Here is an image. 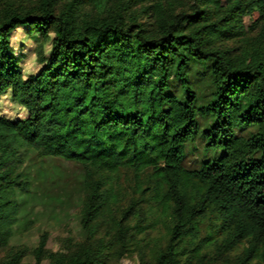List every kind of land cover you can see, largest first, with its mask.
I'll list each match as a JSON object with an SVG mask.
<instances>
[{
	"label": "trees",
	"instance_id": "obj_1",
	"mask_svg": "<svg viewBox=\"0 0 264 264\" xmlns=\"http://www.w3.org/2000/svg\"><path fill=\"white\" fill-rule=\"evenodd\" d=\"M130 3L0 1V97L10 92L27 112L0 115V250L32 191L23 151H33L84 167L87 242L52 251L44 235L27 264H105L109 242L123 254L156 224L165 241L152 249L156 264L224 255L230 264L244 244L235 264H264V0H152L141 9L152 25ZM20 27L55 33L28 75L12 45ZM199 136L216 156L190 168L186 145ZM122 169L138 178L129 198ZM26 253L0 264H23Z\"/></svg>",
	"mask_w": 264,
	"mask_h": 264
},
{
	"label": "rangeland",
	"instance_id": "obj_2",
	"mask_svg": "<svg viewBox=\"0 0 264 264\" xmlns=\"http://www.w3.org/2000/svg\"><path fill=\"white\" fill-rule=\"evenodd\" d=\"M121 1L104 0L105 7H112ZM151 2L152 0L144 3L131 0V8L128 12L138 14L140 21L151 24L153 22L149 14L141 12L142 7ZM86 9L94 13L100 10L92 2L87 4ZM54 36L55 33L52 31L43 34L32 32L28 27H20L14 31L12 45L25 75L39 70L38 55L41 52L45 54L49 52ZM197 89L200 104L203 105L208 101L212 92L210 82L201 84ZM0 115L22 118L27 115V112L22 106L16 104L10 92H7L0 97ZM200 119L205 126L206 118L201 117ZM23 154L26 157L27 170L32 179V191L21 195L20 220L14 227L10 246L0 250V260L11 251L26 249L23 264H27L35 262V250L44 235L47 236L46 249L52 251L72 252L78 244L87 242V235L80 218L85 170L76 161L58 157L40 158L33 151H23ZM215 156L216 152L205 149V141L199 136L195 141L187 143L184 164L190 168H199L205 160ZM137 181V175L131 170L122 169L119 172L118 183L121 184L128 198L135 195L134 188ZM152 229L144 240L131 246L130 251H125L123 254L120 243L115 247L109 242L105 250L107 253L105 264H156L152 249L157 244L162 246L165 244L164 230L161 224H156V228ZM246 245L228 254L230 264L236 263ZM206 261L207 264H213L212 262L224 264L225 255L208 257ZM258 263L257 260L250 262V264Z\"/></svg>",
	"mask_w": 264,
	"mask_h": 264
}]
</instances>
